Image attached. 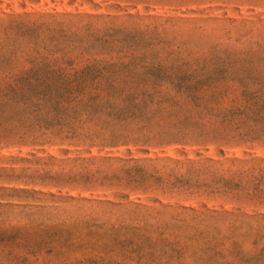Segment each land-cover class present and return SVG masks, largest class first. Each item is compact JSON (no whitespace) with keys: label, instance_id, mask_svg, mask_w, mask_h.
Wrapping results in <instances>:
<instances>
[{"label":"rangeland","instance_id":"rangeland-1","mask_svg":"<svg viewBox=\"0 0 264 264\" xmlns=\"http://www.w3.org/2000/svg\"><path fill=\"white\" fill-rule=\"evenodd\" d=\"M0 264H264V0H0Z\"/></svg>","mask_w":264,"mask_h":264}]
</instances>
